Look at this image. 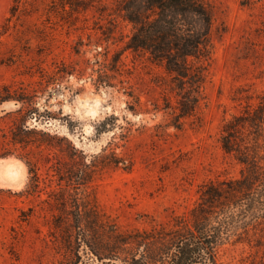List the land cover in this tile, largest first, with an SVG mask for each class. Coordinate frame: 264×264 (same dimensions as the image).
Wrapping results in <instances>:
<instances>
[{"label":"rangeland","instance_id":"1","mask_svg":"<svg viewBox=\"0 0 264 264\" xmlns=\"http://www.w3.org/2000/svg\"><path fill=\"white\" fill-rule=\"evenodd\" d=\"M203 1L214 14L205 98L179 130L168 125L172 110L156 109L166 96L176 103L168 76L147 54L126 48L132 24L108 15L114 0L64 15L70 22L56 14L51 21L39 13L13 17L8 31L14 0H0V91L6 86L21 98L0 105V264L62 258L51 236L57 210L44 201L59 187L57 159L12 143L15 124L36 129V139L51 134L56 146L68 148L69 140L88 162L103 150L130 162V169L98 171L88 186L99 208L125 227L147 226L144 214L166 220L186 213L202 185L240 177L242 166L221 146V130L264 95V0ZM104 3L110 6L103 16L97 10ZM27 158L37 161L41 178V191L31 194ZM16 159L26 168L14 178L4 166ZM91 261L82 254L80 264ZM219 263L264 264V248L234 237L220 249Z\"/></svg>","mask_w":264,"mask_h":264},{"label":"trees","instance_id":"2","mask_svg":"<svg viewBox=\"0 0 264 264\" xmlns=\"http://www.w3.org/2000/svg\"><path fill=\"white\" fill-rule=\"evenodd\" d=\"M95 1L14 0L4 30L10 29L13 17L39 13L46 21L55 14L66 20L64 15L87 11ZM114 1L108 15L115 13L132 24L126 48L147 54L164 68L165 84L176 103L166 96L164 105L156 109L172 110L168 125L181 130L183 119L194 116L205 98L207 62L213 53L211 7L203 0ZM109 6L101 4L97 11L104 16ZM109 22L113 24L115 18ZM102 83L99 79L95 85ZM12 99L21 100L4 86L0 105ZM36 133L26 124H15L11 139L23 148L36 147L40 154L47 150L57 159L59 187L48 191L44 201L57 210L51 236L62 255L58 264H80L83 253L92 259L88 264H220V249L234 237L264 248V95L257 105H246L222 126L221 146L242 166L240 177L205 183L197 204L186 213H172L166 220L144 214L150 220L144 227L120 225L99 208L88 190L98 171L121 164L130 169V162L106 150L88 162L85 152L69 140L68 148H63L50 142L55 138L51 134L36 139ZM25 162L31 194L39 189L41 178L37 161Z\"/></svg>","mask_w":264,"mask_h":264},{"label":"bare ground","instance_id":"3","mask_svg":"<svg viewBox=\"0 0 264 264\" xmlns=\"http://www.w3.org/2000/svg\"><path fill=\"white\" fill-rule=\"evenodd\" d=\"M26 166L25 164L16 159V160H12V161H7L5 163L4 169L6 173H8L9 175H13V177L15 178L18 174H21L20 171L23 169H25Z\"/></svg>","mask_w":264,"mask_h":264}]
</instances>
